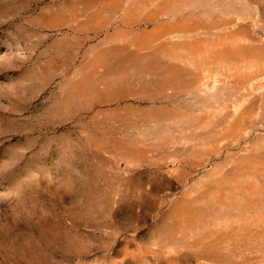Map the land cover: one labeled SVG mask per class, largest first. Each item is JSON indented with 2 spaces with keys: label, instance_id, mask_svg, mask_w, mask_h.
<instances>
[{
  "label": "rangeland",
  "instance_id": "1",
  "mask_svg": "<svg viewBox=\"0 0 264 264\" xmlns=\"http://www.w3.org/2000/svg\"><path fill=\"white\" fill-rule=\"evenodd\" d=\"M0 264H264V0H0Z\"/></svg>",
  "mask_w": 264,
  "mask_h": 264
}]
</instances>
